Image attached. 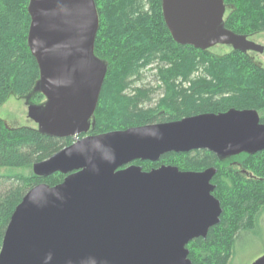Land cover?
Returning <instances> with one entry per match:
<instances>
[{
    "label": "water",
    "instance_id": "95a60500",
    "mask_svg": "<svg viewBox=\"0 0 264 264\" xmlns=\"http://www.w3.org/2000/svg\"><path fill=\"white\" fill-rule=\"evenodd\" d=\"M161 8L178 44L263 51L224 27L223 0H161ZM27 10V44L39 69L30 94L44 96L27 115L41 133L77 139L32 165L38 176H66L23 195L5 228L0 264H192L186 245L219 222L216 169L142 170L133 162H156L168 152L207 150L226 158L262 151L258 112L230 108L87 134L106 72L93 51L94 0H29ZM250 264H264V254Z\"/></svg>",
    "mask_w": 264,
    "mask_h": 264
},
{
    "label": "trees",
    "instance_id": "16d2710c",
    "mask_svg": "<svg viewBox=\"0 0 264 264\" xmlns=\"http://www.w3.org/2000/svg\"><path fill=\"white\" fill-rule=\"evenodd\" d=\"M223 1L226 9L232 6L224 16L226 29L247 36L264 31V0ZM28 2L0 0V104L10 94L29 95L39 78L27 44ZM94 3L99 22L93 51L105 62L106 72L87 134L230 108L254 109L264 123V67L247 53L232 50L218 56L208 49L176 43L164 22L161 0ZM146 76L151 79L144 82ZM74 141L72 136L52 137L33 127L8 128L0 119V167L31 168L25 175H0V247L23 195L39 183L53 186L66 176L60 171L38 176L32 165ZM233 156L239 158L240 167L226 162L229 156L219 158L207 150L168 152L156 162H133L142 170L162 164L180 170L216 169L211 183L222 209L219 222L204 238H194L186 245L192 264H227L238 239L245 233L255 236L256 217L264 212V150Z\"/></svg>",
    "mask_w": 264,
    "mask_h": 264
},
{
    "label": "rangeland",
    "instance_id": "374dc122",
    "mask_svg": "<svg viewBox=\"0 0 264 264\" xmlns=\"http://www.w3.org/2000/svg\"><path fill=\"white\" fill-rule=\"evenodd\" d=\"M232 6H228L224 16L231 11ZM248 40L254 42L255 44L261 45L263 47L262 52L247 51L250 59L257 65L264 67V31H259L250 34L247 37ZM215 55L221 56L231 52L232 46L225 44H215L208 49ZM151 77L146 76L144 82H147ZM30 94L24 97L10 94L8 98L0 104V119L5 127H19L27 126L37 128V123L28 117L27 111L28 106L31 104L39 105L43 102L44 96L39 94ZM234 167H240L239 158L234 156H229L226 159ZM31 171L29 167L21 168H8L0 167V175H13V174H28ZM255 236L252 233H245L242 235L236 244L234 254L230 257L227 264H250L257 257L264 254V212L261 211L254 223Z\"/></svg>",
    "mask_w": 264,
    "mask_h": 264
},
{
    "label": "flooded vegetation",
    "instance_id": "af4514ba",
    "mask_svg": "<svg viewBox=\"0 0 264 264\" xmlns=\"http://www.w3.org/2000/svg\"><path fill=\"white\" fill-rule=\"evenodd\" d=\"M74 139H77V138H74Z\"/></svg>",
    "mask_w": 264,
    "mask_h": 264
}]
</instances>
